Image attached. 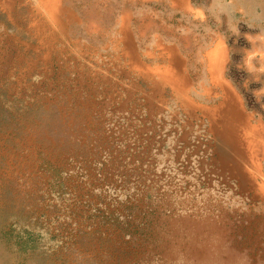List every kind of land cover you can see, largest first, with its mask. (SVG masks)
I'll return each instance as SVG.
<instances>
[{
  "label": "rangeland",
  "instance_id": "rangeland-1",
  "mask_svg": "<svg viewBox=\"0 0 264 264\" xmlns=\"http://www.w3.org/2000/svg\"><path fill=\"white\" fill-rule=\"evenodd\" d=\"M217 7L0 0V264H264L260 30L225 79Z\"/></svg>",
  "mask_w": 264,
  "mask_h": 264
},
{
  "label": "clouds",
  "instance_id": "clouds-1",
  "mask_svg": "<svg viewBox=\"0 0 264 264\" xmlns=\"http://www.w3.org/2000/svg\"><path fill=\"white\" fill-rule=\"evenodd\" d=\"M214 5H218V7L212 12L211 19L215 22L216 27L214 29L209 27L206 42L218 51L222 59L224 78L226 79L225 73L228 71V65L232 63L234 51V48L229 46L228 40L230 37H235L238 43L241 38L239 24L243 22L250 29L259 28L260 31L256 35L243 34V39L251 47L241 49L242 59L236 67L253 78L251 81L246 80L244 86L247 84L248 87L251 82L260 83L261 79H256V76L264 77V0H214ZM201 12L203 23H208L209 17L202 9ZM224 12H227V34L220 31L223 24L220 17ZM157 43L162 44L163 42L158 41ZM228 81L231 83L230 80ZM262 90L264 87L254 92V95Z\"/></svg>",
  "mask_w": 264,
  "mask_h": 264
}]
</instances>
